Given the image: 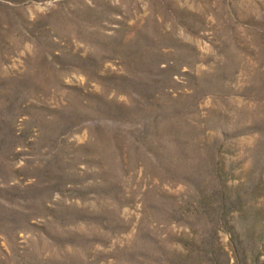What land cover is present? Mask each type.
<instances>
[{"label": "rangeland", "instance_id": "1", "mask_svg": "<svg viewBox=\"0 0 264 264\" xmlns=\"http://www.w3.org/2000/svg\"><path fill=\"white\" fill-rule=\"evenodd\" d=\"M0 264H264V0H0Z\"/></svg>", "mask_w": 264, "mask_h": 264}]
</instances>
